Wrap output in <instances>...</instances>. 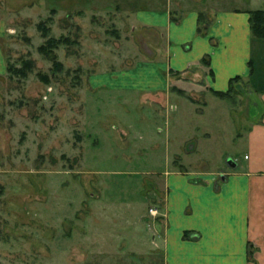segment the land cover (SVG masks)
<instances>
[{
	"label": "rangeland",
	"instance_id": "rangeland-1",
	"mask_svg": "<svg viewBox=\"0 0 264 264\" xmlns=\"http://www.w3.org/2000/svg\"><path fill=\"white\" fill-rule=\"evenodd\" d=\"M190 6L210 19L264 0H0V264H150L153 252L137 247L150 245L159 172L190 168L166 148L193 142L185 156L207 159L198 168L226 166L228 154L245 162L246 80L224 97L191 71L168 69L167 94L111 85L137 60L165 58L162 30L135 9ZM48 35L69 39L52 49L57 70L37 48ZM24 58V76L6 73V60Z\"/></svg>",
	"mask_w": 264,
	"mask_h": 264
},
{
	"label": "crops",
	"instance_id": "crops-1",
	"mask_svg": "<svg viewBox=\"0 0 264 264\" xmlns=\"http://www.w3.org/2000/svg\"><path fill=\"white\" fill-rule=\"evenodd\" d=\"M248 9L213 8L205 33L195 30L196 7L185 8L178 16L169 8H139L133 14L136 22L162 30L165 58L137 60L115 74L112 86L171 93L168 69L195 72L208 91L226 90L234 75L248 86L243 93L248 107L244 163L228 154L226 166L198 168L194 162L207 159L185 156L195 149L193 142L186 149L166 148L167 158L175 156L190 168L166 165L159 172L161 202L152 205L156 214L146 223L150 245L137 247L153 252L156 258L151 256L150 264H264V37L251 35ZM202 56L207 65L200 61Z\"/></svg>",
	"mask_w": 264,
	"mask_h": 264
},
{
	"label": "trees",
	"instance_id": "trees-1",
	"mask_svg": "<svg viewBox=\"0 0 264 264\" xmlns=\"http://www.w3.org/2000/svg\"><path fill=\"white\" fill-rule=\"evenodd\" d=\"M247 12H248V16H247L248 28H249L251 35L256 36V37H264V8H260V7L251 8V9H248ZM209 22H210V19H206V17L199 11L197 13V23H196L195 30L199 33H205ZM37 26L40 29H42L43 35H45L47 28L41 25L40 23H38ZM60 41L67 43L69 39L67 36L54 37V36L48 35L46 36L44 41L38 44L37 46L38 50L41 53H43L45 57L51 60L52 67L54 68L53 70H57L61 67L60 61L55 59V55L52 51V49L56 47ZM200 61L204 65H207L208 63L207 58L205 56H202L200 58ZM31 66H32V61L29 58L22 59L19 65H14L10 63L8 60H6L5 71L8 75L24 76L26 74V71L29 70ZM40 76L44 81H47V77L44 74ZM238 78H240L239 75H234L230 77L228 79L227 89L224 91L212 90V89H210V91L213 94H216L218 96L228 95V93L232 89L230 82L233 79H238Z\"/></svg>",
	"mask_w": 264,
	"mask_h": 264
},
{
	"label": "built area",
	"instance_id": "built-area-1",
	"mask_svg": "<svg viewBox=\"0 0 264 264\" xmlns=\"http://www.w3.org/2000/svg\"><path fill=\"white\" fill-rule=\"evenodd\" d=\"M148 211H149L150 213H155V212H156V209H155V207H153V206H149Z\"/></svg>",
	"mask_w": 264,
	"mask_h": 264
}]
</instances>
